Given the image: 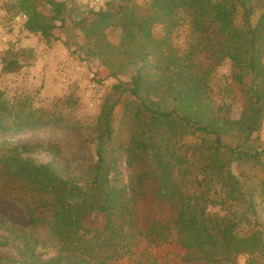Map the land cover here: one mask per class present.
Instances as JSON below:
<instances>
[{
    "label": "trees",
    "instance_id": "1",
    "mask_svg": "<svg viewBox=\"0 0 264 264\" xmlns=\"http://www.w3.org/2000/svg\"><path fill=\"white\" fill-rule=\"evenodd\" d=\"M129 2L122 0L116 10L107 2L73 24L93 42L87 57H102L111 77H129L103 99L88 137L74 150L71 162L78 174L66 172L71 166L59 170L36 162L31 154L40 147L22 136L48 127L82 134L84 128L70 119L78 100L70 95L41 109L29 94L8 96L0 88V189L4 197L16 194L32 228L0 218V247L16 252L0 264H117L139 238L180 246L186 263L235 264L240 255H252V264L264 262L258 209L264 181L252 182L231 170L234 162L261 163V151L248 144L264 119V12L251 25L254 0H151L152 16L139 17ZM6 11L24 16L22 32L52 47L58 41L54 30L66 26L73 10L66 0H14ZM181 21L200 39L192 54L207 57L201 76L195 63L185 62L187 56L152 59L160 42L151 26L172 30ZM111 26L122 31L117 46L105 40ZM32 51L5 50L0 77L18 74L34 58ZM225 60L245 95L238 121L222 116L223 106L213 110L208 101V72ZM125 94L130 97L123 104L126 138L118 139L114 111ZM187 136H197L198 143L180 144ZM91 144L96 160L83 167L80 151ZM122 153L133 171L129 182L119 174ZM93 214L104 217L101 228L88 224Z\"/></svg>",
    "mask_w": 264,
    "mask_h": 264
},
{
    "label": "rangeland",
    "instance_id": "2",
    "mask_svg": "<svg viewBox=\"0 0 264 264\" xmlns=\"http://www.w3.org/2000/svg\"><path fill=\"white\" fill-rule=\"evenodd\" d=\"M14 0H0V58L2 53L8 48H29L32 49L34 58L28 61L26 66H30L36 57H41L45 61V56L50 55L51 46L45 45L38 36L26 35L22 32V26L26 18L21 14L11 16L6 11L7 8L13 4ZM109 2L117 9V4H122V0H100L98 4H94L92 0H66L69 9H72L71 16L67 20L66 26L54 30L58 41L68 43V47L63 46L67 51V61H50L46 66L49 67V72L52 70L50 63L53 62L54 81L59 85L57 95L54 97H44L43 89L45 87L44 81H41L37 76L27 74L20 76L18 74H11L0 77V88L8 93V96L16 92H24L33 98V106L35 108L49 109L57 101L58 98L66 96H74L78 100V105L71 112L70 119L79 123V126L84 128L82 134H65L55 131L48 127L37 133L22 136L32 138L34 145L38 148L31 157L40 163H51L54 168L63 169V167L71 166L66 172H74V163L71 162L72 154L76 148L89 135V128L95 123L98 117L103 99L109 94L113 93V87L119 82H126L129 80L128 75H121L111 77L110 69L106 67L101 58L87 57L85 52L88 46H92L93 42L88 41L83 32L73 27V24L79 19L88 17L90 11L97 12L102 10L105 4ZM151 0H131L129 6L132 8L135 15L139 17L152 16L153 11L150 7ZM255 10L251 17V25H254L259 15L264 12V0H254ZM152 36L155 40H159V48L155 50L153 60H163V56L172 54L177 58H186V63L192 61L198 66V75L205 74L208 68L207 57L204 53L197 52L192 54V49L196 47L199 37L192 34L187 21H181L178 27L172 30H167L163 25L156 24L150 28ZM170 32V33H168ZM122 38V31L117 26H111L105 31V40L111 45H118ZM63 45V44H62ZM71 52L74 54L71 55ZM118 52H113L112 60L118 61L120 56ZM1 66V63H0ZM44 68V67H43ZM42 68V70H43ZM233 65L230 60H225L218 66L212 68L209 73L208 101L213 110L218 106H223L221 111L222 116L229 118L232 121L241 119L245 110V95L240 90L239 85L233 80ZM40 74V73H39ZM44 78V77H43ZM94 98H97L94 105ZM129 95L121 96L120 104L114 111V127L115 132H120L121 136L118 138L125 139L126 134L124 129L127 127V119L122 120L123 104L129 99ZM264 119L260 130L252 135L248 146L256 148L261 151L259 163L253 166L251 162L232 163L231 170L235 175L245 177L252 182L264 181ZM7 138H13L8 136ZM1 139V137H0ZM229 140V139H227ZM117 141V140H116ZM198 143V137L187 136L180 141V144L194 145ZM81 152L82 166L91 165L96 160L94 153V146H89L86 151ZM119 174L124 182H129L133 171L126 165V156L121 154L118 160ZM78 174V171L74 172ZM1 188V183H0ZM260 188L258 187V193ZM16 194L10 193L9 197H4L0 189V218L7 221L9 225L31 230L28 225V213L26 208L18 199H14ZM20 198L21 195H17ZM258 196V194H257ZM258 199L259 220L264 223V199ZM218 210V208H215ZM88 224L93 227L101 228L104 224V217L99 214L91 215ZM32 232V230H31ZM36 232V231H35ZM37 235V233H36ZM40 238L44 236V232L40 230ZM16 252L13 248L0 247V259L15 258ZM186 252L178 245H153L146 239L139 238L131 248L130 254L126 255L117 264H204L203 262H185ZM254 257L252 255H240L237 257L235 264H252L250 263ZM264 264V262L260 263Z\"/></svg>",
    "mask_w": 264,
    "mask_h": 264
},
{
    "label": "crops",
    "instance_id": "3",
    "mask_svg": "<svg viewBox=\"0 0 264 264\" xmlns=\"http://www.w3.org/2000/svg\"><path fill=\"white\" fill-rule=\"evenodd\" d=\"M51 54L45 56V61L41 57H36L37 61H34L30 66H25L21 71H20V76H26L27 74H31V76H37V78L41 81H44L45 87L42 90L43 96L44 97H54L57 95V89H59V85H57L54 81V75H53V67H54V62L50 66L52 67V70L49 72V67L46 66L44 63H48L46 60L50 61H67L69 60L67 57V51L63 49V45L60 41H57L52 48L50 49ZM44 67V68H43ZM43 68V70H42ZM1 69V66H0ZM40 73V74H39ZM44 77V78H43Z\"/></svg>",
    "mask_w": 264,
    "mask_h": 264
},
{
    "label": "built area",
    "instance_id": "4",
    "mask_svg": "<svg viewBox=\"0 0 264 264\" xmlns=\"http://www.w3.org/2000/svg\"><path fill=\"white\" fill-rule=\"evenodd\" d=\"M92 2L94 4H98L100 2V0H92ZM97 98H94V102L91 103V106L95 104ZM262 133L264 134V128H262Z\"/></svg>",
    "mask_w": 264,
    "mask_h": 264
}]
</instances>
